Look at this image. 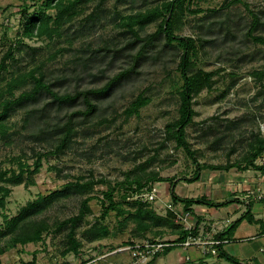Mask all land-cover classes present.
Returning a JSON list of instances; mask_svg holds the SVG:
<instances>
[{"label":"rangeland","instance_id":"374dc122","mask_svg":"<svg viewBox=\"0 0 264 264\" xmlns=\"http://www.w3.org/2000/svg\"><path fill=\"white\" fill-rule=\"evenodd\" d=\"M165 1L104 0L98 6L99 0H87L74 8L73 17L59 25L49 39L23 34V24L40 9L43 0H0V63L9 49L12 53L0 72V102L9 97L8 89L15 81L14 96L30 89L32 75L42 76L59 94H74L99 89L115 74L127 71L107 95L92 97L95 110L91 114L80 113L85 109L81 98L75 106L66 107L57 106L43 94L35 103L17 108L4 121L5 134L0 131V171L5 173L4 179L10 172L19 171V163L31 170L36 153L54 151L67 121L74 127V136L60 151L43 157L39 172L30 176L29 184L12 185L0 180V185L11 191L3 215L15 217L27 203L61 190L78 177L92 175L107 183L94 186L89 194L93 197L88 204L90 213L75 228V238L81 242L78 255L63 252L69 226L57 230L58 223L78 213L85 197L70 195L57 197L35 216L49 225L40 241L8 249L0 255V264H122L125 260L118 256L126 255L109 252L133 240L171 241L178 230L174 226L181 225L176 223L173 210L183 207L172 200L171 189L181 198L207 197L210 182L226 180L232 184L242 172L236 168L202 169L195 182L188 180L194 177L197 164L243 166L241 159L246 156L251 132L264 138V77L258 80L254 76L264 71V46L247 36L252 21L248 11H252L260 18L253 35L264 37V0L231 4L232 0H185L184 7L189 10L184 9L173 23L175 36L191 37L196 42L190 72L214 73L212 90L204 89L193 98L196 115L185 128V139L196 162L166 135V126L178 119L182 48L176 42L165 45L162 34L149 38L156 33L161 18L142 28L134 26L139 40L126 26L129 15ZM46 14L53 17L55 10L49 9ZM139 94L149 98L148 104L139 109V115L125 121V109ZM230 123H235L234 127L229 128ZM255 164L264 165V151ZM136 167H140L136 175H154L164 181L149 182L136 191L119 186L117 182L124 180L125 173L135 177L132 171ZM247 170L262 173L252 167ZM108 187L114 189L118 210L101 219L102 193ZM254 195L264 198L261 190ZM136 202L145 204L142 208L162 221L141 233L138 220L133 218ZM95 224L97 229L106 227L108 234L91 241L85 231ZM4 228L0 216V231ZM10 237L0 238V247L7 246ZM100 254L104 257L96 260Z\"/></svg>","mask_w":264,"mask_h":264},{"label":"trees","instance_id":"16d2710c","mask_svg":"<svg viewBox=\"0 0 264 264\" xmlns=\"http://www.w3.org/2000/svg\"><path fill=\"white\" fill-rule=\"evenodd\" d=\"M87 0H43L42 6L34 15L28 17L23 24V34L25 36H45L49 39L53 37V34L57 32L56 28L63 23L69 21L74 15V8L77 5H80ZM104 0H99L98 6L103 3ZM122 1V0H118ZM190 2V0H187ZM185 0H168L163 2L160 5H157L151 9L145 11H139L133 15H129L127 19V28L128 32L132 34L134 39L139 40L138 32L134 29V26L142 28L143 26L154 22L155 20L161 18V21L158 24L156 33L149 36L150 39L155 37L158 34H162L165 39V45L171 46L176 42L181 48L182 52L179 58L178 70L182 78V86L179 92V107H178V119L173 123L166 126V135L167 139L175 140L177 147L182 148L187 156L190 157L194 162V151L190 149L189 144L185 139V128L193 122V117L196 115L193 109V98L202 90H212L213 80L212 77L214 73L197 71L191 73L190 70L194 66V63H191L192 57L196 55L197 47L196 42L191 37H177L174 35L173 23L176 21L180 13L185 9L184 7ZM240 0H232L231 3H237ZM49 9L55 10V16H50L46 14V11ZM189 10V8L185 9ZM193 13H198L200 10H191ZM251 16V28L247 33V36L254 43L264 46V37L253 35V31L257 28L260 18L259 16L252 12L248 11ZM55 27V30L52 28ZM12 53L9 49L6 55L3 57L0 63V72L5 68V60L11 58ZM127 76V71H122L115 74L111 77L108 82L99 89L88 90L83 92H76L74 94L63 93L59 94L56 91L52 90V84L46 83L42 76H31L32 86L30 89L23 90L19 92L17 96L13 95V89L16 88L18 84L16 81L11 85V88L8 89L9 97L5 98L0 102V131L2 134H5L6 129L4 128V121L14 112L17 108H23L29 104L35 103L43 94L49 95L52 99L51 102H54L57 106H66L73 107L77 104V99L81 98L82 103L85 107L83 112L84 115L91 114L95 110V105L92 103V97H103L109 93V91ZM254 76L261 80L264 77V71L254 73ZM149 98L139 94L127 107L124 111V120L127 121L131 116L139 115V109L148 104ZM230 127H234L235 123H230ZM74 127L70 121H67L60 132L62 136L59 138L58 144L55 146L54 151H49L46 153H36L35 161L33 162V168L30 170V167L19 163V171L15 173L14 171L10 172L9 177L4 179L5 173L0 171V180H5L12 185H19L22 182L29 184L31 181L30 176L39 172L42 166V159L48 155L57 153L62 148H64L67 143H69L74 136L73 134ZM251 138V139H250ZM246 156L241 160L245 163L241 166L237 164H226L222 166H212V165H199L197 164L195 175L192 179L188 180V183L195 182L198 177V173L202 169L209 170H228L230 168H236L238 171H245L249 167H252L255 170L264 172V165H257L255 161L264 151V138L259 135V133L251 132L249 140L246 144ZM240 160V161H241ZM136 170H140V167H136L132 173L135 177L131 178L130 173L127 172L124 174V180L117 182L119 186L127 185V187L132 191L140 190L145 187L147 183L157 181L161 182L164 179L157 178L154 175H149L146 178L141 175H136ZM25 175V176H24ZM107 181L103 178L96 179L92 175H89L88 178L78 177L74 182H69L63 186L59 191H55L46 197H38L36 200L27 203L22 207L18 214L13 218H8L3 215L2 210L5 207L6 199L11 193L10 188L6 185H0V216L4 224V230L0 231V238L7 235H11L9 240L6 242L7 246L3 245L0 247V255L6 252L8 249L15 247L17 244H26L29 242H37L41 240L42 232L49 231V225L45 220L35 219L38 214H40L47 206L51 204L57 197L64 196H85L79 206L78 213L70 218H67L60 223H58L57 230L69 226V231L67 232V248L63 251L66 253H73L78 255L79 249L81 248V242L75 238V228L83 221V218L90 213L88 207L89 202L93 199L89 194L92 192L94 186L98 184H105ZM131 186H135L132 188ZM113 187H108V189L102 193L103 198L101 199V219L105 218L110 211L118 210V203L113 199ZM171 198L173 201H179L183 204V209L185 212L190 214L191 207L193 205H207V206H224L228 204V201H223L220 203H214L211 200H208L205 196L196 197V198H181L176 195L173 189L170 191ZM145 204L136 202V211L133 214V218L138 220V230L144 232L152 225H157L162 221L161 218H155L151 210H144L142 207ZM119 215L123 213V210L118 211ZM171 215V213H168ZM243 219L251 221L249 212L247 211L242 217L237 219L235 222L231 223L226 232L229 233L236 224H238ZM147 220L149 222H147ZM147 222V223H146ZM97 224L92 225L90 229L85 231V234L90 235V240L95 241L100 237H104L108 234L107 228L104 226L96 228ZM178 230L174 235L177 237L171 241L173 245L166 248L165 251H170L178 246V244L184 242L189 236L193 237L195 235V230L185 229L182 225L174 226ZM96 229V230H95ZM222 233L217 235V238H221ZM155 240H151L154 242ZM131 242V241H130ZM129 243V242H128ZM217 253L224 257L226 260L233 261L228 255L221 252L220 245L216 247ZM162 252V253H163ZM159 255V254H158ZM29 264V263H27ZM64 264V263H63Z\"/></svg>","mask_w":264,"mask_h":264},{"label":"crops","instance_id":"0c3cea01","mask_svg":"<svg viewBox=\"0 0 264 264\" xmlns=\"http://www.w3.org/2000/svg\"><path fill=\"white\" fill-rule=\"evenodd\" d=\"M262 173L242 171L231 181L232 184L226 180H218L219 184L210 182L207 185L209 196H202L214 203L228 201V204L217 207L193 205L190 210L188 224L195 230L193 237L202 240H227V243L220 245V249L233 261L226 260L218 253H204L202 246H177L157 255L148 264H264V198L258 199L254 195L260 190L264 194V172ZM180 209L184 212L183 207ZM247 211L251 221L243 219L227 233V227ZM221 233V238H217ZM118 258L125 260L126 256Z\"/></svg>","mask_w":264,"mask_h":264},{"label":"built area","instance_id":"2783aa9c","mask_svg":"<svg viewBox=\"0 0 264 264\" xmlns=\"http://www.w3.org/2000/svg\"><path fill=\"white\" fill-rule=\"evenodd\" d=\"M261 199L260 197H258ZM173 213L176 216V223H180L185 229H191L188 224L189 213L183 211H174ZM264 236V235H263ZM227 240H202L196 237H188L184 242L178 244L181 247L189 246H202L204 253L217 254L216 247L222 243H227ZM173 244L167 241H154L151 240H140V241H131L126 245L112 250L110 254H121L126 255V259L122 264H148L154 257L158 254H161L165 251L166 248L172 246ZM104 257V254H100L96 257V260ZM64 264H73V263H64ZM75 264H89V263H75Z\"/></svg>","mask_w":264,"mask_h":264}]
</instances>
